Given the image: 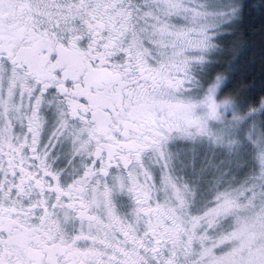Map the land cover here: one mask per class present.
Returning a JSON list of instances; mask_svg holds the SVG:
<instances>
[{
    "label": "snow or ice",
    "instance_id": "obj_1",
    "mask_svg": "<svg viewBox=\"0 0 264 264\" xmlns=\"http://www.w3.org/2000/svg\"><path fill=\"white\" fill-rule=\"evenodd\" d=\"M256 15L0 0V264H264V83L223 46Z\"/></svg>",
    "mask_w": 264,
    "mask_h": 264
},
{
    "label": "trees",
    "instance_id": "obj_2",
    "mask_svg": "<svg viewBox=\"0 0 264 264\" xmlns=\"http://www.w3.org/2000/svg\"><path fill=\"white\" fill-rule=\"evenodd\" d=\"M264 21L256 15L247 20L235 36H226L223 46L231 50L232 45L237 41L243 43L250 41L247 58L241 65V77H249L248 84H254L257 89L264 83V55H262L261 28ZM251 34V35H248ZM227 55V54H226Z\"/></svg>",
    "mask_w": 264,
    "mask_h": 264
}]
</instances>
